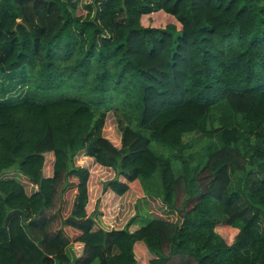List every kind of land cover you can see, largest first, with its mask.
<instances>
[{
    "label": "trees",
    "instance_id": "16d2710c",
    "mask_svg": "<svg viewBox=\"0 0 264 264\" xmlns=\"http://www.w3.org/2000/svg\"><path fill=\"white\" fill-rule=\"evenodd\" d=\"M78 5L0 0V264H264V0ZM80 151L176 219L99 228Z\"/></svg>",
    "mask_w": 264,
    "mask_h": 264
},
{
    "label": "rangeland",
    "instance_id": "374dc122",
    "mask_svg": "<svg viewBox=\"0 0 264 264\" xmlns=\"http://www.w3.org/2000/svg\"><path fill=\"white\" fill-rule=\"evenodd\" d=\"M94 0H79V5L76 11L78 16L84 17L86 10H84V4H90ZM164 16V15H163ZM149 19L148 24H154L155 26H164L166 18L153 17ZM156 18V19H155ZM2 81V78L0 79ZM13 99L16 98L17 94L10 95ZM102 136L108 139L116 147H120V130L114 114L108 112L103 120ZM76 166L84 167L88 170L90 176L88 181V189L90 201L87 207V211L91 214H95L97 225L102 227L104 230L121 229L125 224L132 218L131 216L137 212V205H140V200L144 211L147 212L148 216L155 219L174 221L175 216L169 214L164 206L157 199L145 197L141 192L139 183L128 184V190L122 195H116L114 191L109 188H105L104 184L113 180L114 172L110 169L97 166L92 159H87L84 156V151L78 152L74 157ZM53 169V154L49 153L45 155V164L43 175L47 178L52 176ZM13 170L9 171L4 177H15ZM17 179L23 184L27 194L34 192L33 187L28 181L22 176H16ZM121 182L126 183L124 179L120 178ZM73 199V193L67 192L65 194V200L68 204V209ZM141 206V205H140ZM100 227V228H101ZM136 227H130L129 230L132 232ZM139 228V226H137ZM134 248L135 257L137 264H149L152 256L148 253L143 243L137 242ZM81 246L74 245L72 253L79 255Z\"/></svg>",
    "mask_w": 264,
    "mask_h": 264
},
{
    "label": "crops",
    "instance_id": "0c3cea01",
    "mask_svg": "<svg viewBox=\"0 0 264 264\" xmlns=\"http://www.w3.org/2000/svg\"><path fill=\"white\" fill-rule=\"evenodd\" d=\"M87 159H90V158H87ZM96 165H97V164H96ZM97 166H99V165H97ZM43 174H44V173H43ZM31 186H32L33 189H34L33 191H36V187L33 186V185H31ZM88 195H89V189H88ZM89 201H90V196H89ZM88 204H89V202H88ZM87 207H88V205H87ZM86 210H87V209H86ZM87 213H88V214H91V213H89L88 211H87ZM134 215H135V214H134ZM134 215H132L131 217H133ZM95 220H96V219H95ZM96 223H97V220H96ZM97 224H98V223H97ZM125 225H126V224H125ZM133 226H134V225H133ZM133 226H132V227H133ZM98 227H99V226H98ZM100 227H101V226H100ZM100 227H99V228H100ZM134 227H136V228L134 229V230H136V229H137V226H134ZM101 228H102V227H101ZM102 229H103V228H102ZM121 229H122V228H121ZM117 230H118V229H117ZM136 245H137V244H135V247H136ZM135 247H134V248H135Z\"/></svg>",
    "mask_w": 264,
    "mask_h": 264
},
{
    "label": "water",
    "instance_id": "95a60500",
    "mask_svg": "<svg viewBox=\"0 0 264 264\" xmlns=\"http://www.w3.org/2000/svg\"><path fill=\"white\" fill-rule=\"evenodd\" d=\"M18 23H21V21H18Z\"/></svg>",
    "mask_w": 264,
    "mask_h": 264
}]
</instances>
